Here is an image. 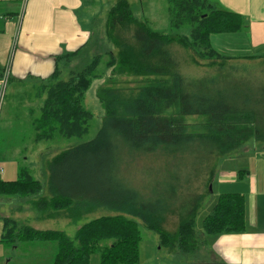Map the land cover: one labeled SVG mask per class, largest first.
<instances>
[{"label":"trees","instance_id":"obj_1","mask_svg":"<svg viewBox=\"0 0 264 264\" xmlns=\"http://www.w3.org/2000/svg\"><path fill=\"white\" fill-rule=\"evenodd\" d=\"M169 12L177 30L191 29L190 38L152 28L134 15L129 0H117L109 10L106 37L116 52L107 51V63L142 82L128 90L114 84L99 88L97 97L105 109L102 125L93 139L53 157L48 196L28 167H20L16 180H0V194L37 197L32 206L46 214L42 217L65 212L77 221L92 219H85L72 238L62 230H38L7 217L0 240L5 246L17 240L53 242L57 246L54 264H91L94 255L99 256V264H139L142 232L138 220L159 235L161 246L184 253L195 252L202 235L245 231L246 201L241 193L220 194L203 218L200 234L195 224L215 170L209 168L210 163L237 153L251 139L264 143V56L234 59L213 47L214 35L238 33L246 24L241 14L212 0H169ZM179 47L184 52L199 47L200 56L214 59L209 62L213 72L182 73L185 58ZM84 48L66 55L67 60ZM99 62L101 55L64 80L57 69L43 83L41 114L34 123L41 132L36 139L51 140L57 133L79 138L88 132L93 113L83 100L92 80L99 77L94 73ZM193 117L203 119L201 130H191ZM185 152L200 159L198 175L207 173L201 179H205V190L189 188L184 180L179 192L193 199L180 214L177 230L169 232L163 228L172 211L167 190L160 194L156 187L157 192L148 189L142 195L123 174L141 154Z\"/></svg>","mask_w":264,"mask_h":264},{"label":"rangeland","instance_id":"obj_2","mask_svg":"<svg viewBox=\"0 0 264 264\" xmlns=\"http://www.w3.org/2000/svg\"><path fill=\"white\" fill-rule=\"evenodd\" d=\"M116 1L117 0H94L90 5L88 4L84 7V13H89L90 15L89 28L91 35L88 39V44L83 49V52L78 53L76 57L69 58L60 64V78L64 80L74 75L72 72L92 64L95 57L101 55V62H99L94 70V73L99 77L92 80L93 83L88 89V92H86L83 100L84 106L93 113V119L90 122L88 132L83 137L79 138H65L57 133L51 140H42L36 143L38 141L36 138L41 131L37 130L34 123L41 114V106L44 99V94L41 92L43 83L36 82L30 83L27 86H22L23 94L13 98L20 85L12 86L11 80L7 93L4 96L3 103L0 106V158L14 157L9 159L11 160L9 163L8 161L0 163V167L4 169V171L0 173L1 180H16L18 178L17 168L20 164L30 168L34 178L40 180L42 183L44 189L42 192L45 193V195L48 194L47 181L50 173L49 165L53 157L64 149L74 147L80 143L93 139L102 125V120L105 117V109L102 102L97 97L99 88L101 86H110L114 84L128 90L142 82L141 78L120 73L116 68L114 69L107 63L109 61L107 51L116 52V48L106 37L105 25L107 23L109 10L112 9ZM129 1L132 4L134 15L140 20L147 21L152 28L168 34H180V36L187 35L189 38L191 37L192 32L188 26H184L177 30V28L170 23L169 0ZM19 12L21 11L19 10ZM17 20L18 19H16V21ZM241 35L242 36H236L233 33L214 35L212 37V45L222 53L224 52L223 50H227L230 46L231 48L234 47L236 52L243 53V47L247 42L249 45L248 52L253 50L259 54V52L264 51V45L257 44L256 46H252L250 38H247L245 33H241ZM17 41L16 35L13 39V45L17 44ZM177 49L185 58L181 66L182 73L185 75L200 76L213 72L209 62L214 59L200 56L198 54L200 51L199 47H195V49L192 48V50H188L187 52L181 50L180 47ZM262 53L264 54V52ZM193 59H197L199 64L195 63ZM236 61L247 62V60ZM11 89L12 93L11 97H9ZM189 122L194 128L191 130L199 131L203 127V119L201 118L193 117L189 119ZM246 147L249 149L247 150ZM255 149L264 153V143L251 139L249 142H246L245 147L237 153L222 157L210 163L209 168L215 170L210 184L211 189L209 186V192L206 194L205 198H203L204 201L196 215L195 231L197 233L200 234L202 232V220L210 213L221 192L228 191L230 188H232V190L247 188V175H245L244 180H241L239 177L233 179L234 175L230 172L234 171L237 173L241 169H247L253 157V152L250 150L254 151ZM16 156L19 164L16 163L15 160L12 161ZM200 170L202 171L200 159H194L188 152L177 153L173 156L152 153L141 154L135 160H132L129 165L126 166L123 175L136 186L135 188L140 190L142 195H145V191L148 192V189L152 193L157 192L155 190L156 187H159V192L157 193L160 194H162L165 189L167 190L166 194L172 201L171 210L177 212L174 213L171 211L163 228L169 232H174L177 230V226H179L181 220L180 214L182 216L184 209H187L193 199L189 196H185V192H179V187L186 179L189 188L191 185L197 189L198 192H203V189L205 190V179H201L205 178L204 175L207 176V173L201 172V175H198V171ZM183 176L187 177L183 179ZM5 196H11V202L4 203L0 198V211L11 216L18 223L23 224V226H37L38 228L48 226L52 229L63 230L69 237L73 238L77 229L86 221L85 219H92V216H88L85 219L77 221L72 219L71 216H68L65 212H62L63 216L60 215L62 216L61 218L41 219V217L46 214L41 213L37 205L36 207L32 206V200L38 201V198L35 196L23 194H5ZM28 202H30L31 205H28ZM24 203L27 205H25L24 212H22L20 205H24ZM97 215L98 213L93 216ZM138 223L140 224L142 232L141 256L144 259L146 255H148L147 262H145L146 264H153L156 262H162L163 264L164 260L167 259L183 262L184 259L191 257L189 253H184L176 248L174 250H169V248L161 246L159 235L145 228L141 221L138 220ZM1 226L2 218L0 217V233ZM34 243L52 244V246H55L56 253L57 246L53 242H25V240H23L18 244H22L24 245L23 247H26ZM12 251L13 249L7 251L6 254L10 253L16 255V253ZM4 254L5 252L0 246V258L4 256ZM91 264H99L98 255L92 256Z\"/></svg>","mask_w":264,"mask_h":264},{"label":"crops","instance_id":"obj_3","mask_svg":"<svg viewBox=\"0 0 264 264\" xmlns=\"http://www.w3.org/2000/svg\"><path fill=\"white\" fill-rule=\"evenodd\" d=\"M93 1L0 0V69L3 70V73L10 67L9 83L12 80V86L20 85L13 98L23 94L22 86L36 82L46 83L57 69L61 70L60 64L67 60L66 55L73 54L88 44L91 35L90 15L84 13V7ZM212 1L221 8L239 13L244 17L245 27L233 34L242 36L241 33H245L247 38H250L252 46L264 45V0ZM16 19L18 20L16 21ZM16 35L18 41L17 44L13 45V39ZM248 46L246 42L243 53L236 52V49L231 48V46L227 50H223V53L217 51L222 55L234 58L249 55L261 57L264 55L262 53L264 51L259 52V54L253 50L248 52ZM11 93L12 89L9 97H11ZM2 103L3 101L0 100V106ZM40 141L42 140H38L36 143ZM250 151L253 152V157L247 169H241L237 173L230 172L234 175L233 179L239 177L244 180L245 175H247V188H242V190L230 188L228 191L221 192L222 194L241 193L243 191L241 195L243 194L246 201L245 231L202 235V243L194 253H189L191 257L184 259L183 262L167 259L164 260L163 264H264V153L256 149ZM12 157L0 158V163L6 161L9 163L11 161L9 159ZM13 160L19 164L17 156ZM19 165L17 177L19 169L22 167ZM43 194L45 196V193ZM46 196L48 195L46 194ZM10 197L0 194L4 203L11 202ZM25 205L27 204L20 205L22 212H24ZM28 205H31L30 202ZM0 217L2 218L1 240L4 233V219L12 217L2 211H0ZM57 217L61 218L62 216L55 215L52 218L41 217V219H55ZM33 227L38 230L52 229L48 226ZM141 242L139 264H146L148 255L144 259L141 256ZM15 243L17 244L7 247L0 242V246L5 252L4 256L0 258V264H54L55 246L52 244L34 243L23 247L24 245L18 244L21 243L20 240L15 241ZM12 249L16 255L6 254ZM153 264H162V262Z\"/></svg>","mask_w":264,"mask_h":264},{"label":"built area","instance_id":"obj_4","mask_svg":"<svg viewBox=\"0 0 264 264\" xmlns=\"http://www.w3.org/2000/svg\"><path fill=\"white\" fill-rule=\"evenodd\" d=\"M10 80V67H8L3 73L2 76L0 77V100L1 102L4 99V96L7 91L8 83ZM3 172V168L0 167V173Z\"/></svg>","mask_w":264,"mask_h":264},{"label":"water","instance_id":"obj_5","mask_svg":"<svg viewBox=\"0 0 264 264\" xmlns=\"http://www.w3.org/2000/svg\"><path fill=\"white\" fill-rule=\"evenodd\" d=\"M210 189H211V185H210Z\"/></svg>","mask_w":264,"mask_h":264}]
</instances>
